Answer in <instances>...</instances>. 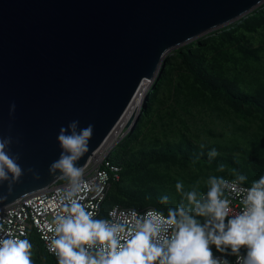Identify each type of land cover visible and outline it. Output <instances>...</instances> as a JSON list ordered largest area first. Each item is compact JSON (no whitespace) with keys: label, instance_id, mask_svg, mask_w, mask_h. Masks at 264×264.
Masks as SVG:
<instances>
[{"label":"water","instance_id":"1","mask_svg":"<svg viewBox=\"0 0 264 264\" xmlns=\"http://www.w3.org/2000/svg\"><path fill=\"white\" fill-rule=\"evenodd\" d=\"M263 2L0 0V137H13L11 152L25 169L11 195L0 185L7 197L0 208L59 179L49 166L61 152V127L74 120L80 129L94 126L89 152L78 161L84 166L156 78L170 49L239 21Z\"/></svg>","mask_w":264,"mask_h":264},{"label":"clouds","instance_id":"2","mask_svg":"<svg viewBox=\"0 0 264 264\" xmlns=\"http://www.w3.org/2000/svg\"><path fill=\"white\" fill-rule=\"evenodd\" d=\"M15 110L12 103L10 118ZM78 126L74 120L60 128L61 152L49 166L50 175L66 181L57 193V211L47 227L50 235L43 237L58 264H230L228 255L236 257L235 264H264V175L246 187L248 176L232 168L228 170L231 179L209 176L206 191L200 190V181L187 189L183 181H177L181 199L166 214L150 208L142 214L129 210L97 218L98 209L84 200L89 191L98 189L85 179V167L78 165L89 152L94 126ZM13 143L11 135L0 137V185L7 184L8 195L25 175L20 154L11 152ZM218 154L215 148L208 152L210 159ZM217 171H226V165L220 164ZM27 172L40 179L33 169ZM99 178L104 182L107 175L101 173ZM159 203L168 205L169 197L162 196ZM24 235L21 231L20 236ZM213 245L224 255L214 256ZM32 247L29 239L0 223V264H33Z\"/></svg>","mask_w":264,"mask_h":264},{"label":"trees","instance_id":"3","mask_svg":"<svg viewBox=\"0 0 264 264\" xmlns=\"http://www.w3.org/2000/svg\"><path fill=\"white\" fill-rule=\"evenodd\" d=\"M175 51L183 80L177 84L179 93H189L201 105L214 104L230 119L243 122H234L230 134L211 141L200 140L185 129L176 140L154 137L148 143L141 140L140 146L129 152H110L111 162L120 166V177L111 185L104 207L115 203L154 207L166 214V209L181 199L175 189L177 181L196 179L200 190L206 191L209 176L232 178L228 171L232 168L247 175L248 184L264 175V3L239 21L212 30ZM164 63L160 77L167 70L166 64L172 65L169 57ZM153 98L149 96L145 102L144 113L152 110ZM136 124L133 132L138 138L142 128ZM213 148L219 154L210 159L208 152ZM220 164L226 165V171H217ZM174 165L180 169L174 170ZM193 170L196 174L191 176ZM165 195L168 205L159 203ZM28 239L33 246V264H58L34 230ZM212 251H216L214 245Z\"/></svg>","mask_w":264,"mask_h":264},{"label":"rangeland","instance_id":"4","mask_svg":"<svg viewBox=\"0 0 264 264\" xmlns=\"http://www.w3.org/2000/svg\"><path fill=\"white\" fill-rule=\"evenodd\" d=\"M261 5L256 8H259ZM176 54L175 48L170 49L166 53L165 58L169 57L172 65L166 64L167 70L162 73L163 76L160 77L161 75L159 76V74L161 73H158L145 94L147 96V98L143 100L145 102L149 96H152V98L154 96V98L151 102L152 110L149 113L143 112V104L140 107L139 117L135 124L140 123L142 128L141 135L138 138L135 137V132H133L135 124L128 129L124 126L122 131L119 132V136H122L120 140L99 151H107V153L112 152L111 154L121 151L129 152L131 149L139 147L141 140L148 143L154 137L176 140L182 130L185 129L186 132L198 135V139L200 140L211 141L215 138H223L224 135L228 133L230 134V132L234 130V122H236L235 124L243 122L238 118L234 119L236 121L230 119L225 114V110L215 107L214 104L205 103L201 105L198 100L190 96L189 93H179L180 91L177 90V84H179V81L183 82V80L180 78L181 67L176 63ZM165 63L163 67H165ZM209 130L216 132V135L210 134L208 132ZM160 168H162V166H160ZM172 168L174 170L180 169L175 165ZM195 174L196 171L193 170L190 175L194 176ZM178 175H180L179 171L177 172V176ZM182 181L187 189L198 180L190 179L189 181Z\"/></svg>","mask_w":264,"mask_h":264},{"label":"built area","instance_id":"5","mask_svg":"<svg viewBox=\"0 0 264 264\" xmlns=\"http://www.w3.org/2000/svg\"><path fill=\"white\" fill-rule=\"evenodd\" d=\"M101 150V149H99ZM96 151L87 163L83 166L86 169L85 179L90 184H95L96 189L91 190L85 196L84 203L89 204L98 209L97 218H109V214L116 212L117 214L126 213L129 210H136L138 213H144L154 207H128L118 203L112 204L109 207H104L103 203L107 193L114 181L119 180L120 166L111 162L107 151ZM101 152V153H100ZM107 175V180L100 181V174ZM231 179L230 177H225ZM66 181L60 178L49 186L24 195L20 199L0 208V223H4L5 227H10L11 230L20 238H27L31 231H35L42 240L44 247L48 251V242L43 238L47 233V227L57 211V193L64 187ZM246 184L245 186H249ZM233 207L238 211V201L233 202ZM156 209V208H155ZM25 233L20 236V232ZM49 252V251H48ZM51 253V252H49ZM52 254V253H51ZM214 256L221 257L224 254L213 251ZM241 254H245V250L241 249ZM57 261V258L52 254ZM230 264H235V256L226 257Z\"/></svg>","mask_w":264,"mask_h":264},{"label":"bare ground","instance_id":"6","mask_svg":"<svg viewBox=\"0 0 264 264\" xmlns=\"http://www.w3.org/2000/svg\"><path fill=\"white\" fill-rule=\"evenodd\" d=\"M154 79H149L145 85L143 86L140 94L138 97L135 96V98L133 99V101L131 102L129 108L127 109V111L125 112V114L123 115V117L121 118V120L119 121V123L117 124V126L114 128V130L112 131V133L110 134V136L106 139V141L103 143V145L101 146V150L108 146L111 145L114 142H117L120 140L119 136V132L122 131L123 127L126 124V121L130 118V116L134 113H137L138 110L140 109L142 102L145 98V94L147 93L148 89L150 88L151 84L153 83ZM113 145V144H112Z\"/></svg>","mask_w":264,"mask_h":264}]
</instances>
